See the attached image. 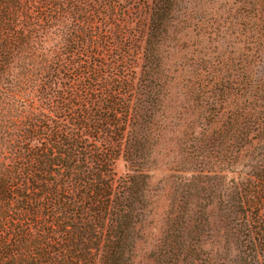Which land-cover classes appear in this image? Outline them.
Masks as SVG:
<instances>
[{
    "label": "trees",
    "instance_id": "trees-1",
    "mask_svg": "<svg viewBox=\"0 0 264 264\" xmlns=\"http://www.w3.org/2000/svg\"><path fill=\"white\" fill-rule=\"evenodd\" d=\"M0 264H264V0H0Z\"/></svg>",
    "mask_w": 264,
    "mask_h": 264
},
{
    "label": "rangeland",
    "instance_id": "rangeland-1",
    "mask_svg": "<svg viewBox=\"0 0 264 264\" xmlns=\"http://www.w3.org/2000/svg\"><path fill=\"white\" fill-rule=\"evenodd\" d=\"M116 169L120 176L125 175L127 172L126 162L124 160L119 161ZM151 183L154 193L162 194L160 195V198L158 199V202L156 204V207H158L156 210L158 214L153 218L151 217V219L149 220V223L151 222V226L149 229V238H151L152 240L154 236L158 235V229L156 228L160 227L161 225L160 215L165 210V205L167 203L166 195H169L171 187L175 186V173L173 171H170V167L166 164V162H163L158 166L156 171H154Z\"/></svg>",
    "mask_w": 264,
    "mask_h": 264
}]
</instances>
